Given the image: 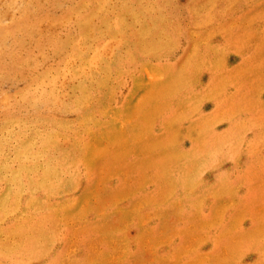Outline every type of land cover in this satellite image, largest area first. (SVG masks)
Listing matches in <instances>:
<instances>
[{"label": "rangeland", "instance_id": "rangeland-1", "mask_svg": "<svg viewBox=\"0 0 264 264\" xmlns=\"http://www.w3.org/2000/svg\"><path fill=\"white\" fill-rule=\"evenodd\" d=\"M0 264H264V0H0Z\"/></svg>", "mask_w": 264, "mask_h": 264}]
</instances>
